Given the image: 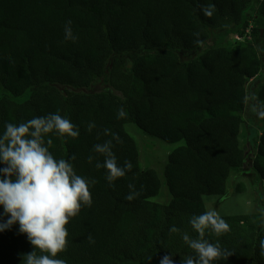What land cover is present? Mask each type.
Returning a JSON list of instances; mask_svg holds the SVG:
<instances>
[{
  "label": "trees",
  "instance_id": "trees-1",
  "mask_svg": "<svg viewBox=\"0 0 264 264\" xmlns=\"http://www.w3.org/2000/svg\"><path fill=\"white\" fill-rule=\"evenodd\" d=\"M251 9L256 37L264 0H0V132L5 123L48 114L70 119L79 137H53L50 151L57 159L75 155L77 174L95 181L92 204L70 219L66 250L57 258L66 264H161L167 256L184 264L192 255L181 238L184 232L195 235L188 220L207 211L205 196H224L231 174L247 162L240 129L247 83L264 68V35L259 48L245 41V33L235 48L212 46L187 62L178 51L198 49L215 30L241 27L243 34ZM67 21L75 41L65 40ZM108 65L110 91L57 87L88 89ZM253 97L262 123L253 166L264 182V81ZM90 123L96 125L91 132ZM128 123L166 142L185 141L169 155V204L151 201L161 179L156 170L142 168ZM108 140L118 164H132L111 186L106 170L97 169L96 160L88 163L89 155L103 162L92 149ZM129 185L139 193L132 201L126 199ZM220 216L229 231L206 238L231 255L214 264H264V214ZM172 227L179 232H170ZM32 250L18 225L0 233V264H21Z\"/></svg>",
  "mask_w": 264,
  "mask_h": 264
},
{
  "label": "clouds",
  "instance_id": "clouds-1",
  "mask_svg": "<svg viewBox=\"0 0 264 264\" xmlns=\"http://www.w3.org/2000/svg\"><path fill=\"white\" fill-rule=\"evenodd\" d=\"M64 37L76 39L71 21L64 26ZM260 115L264 117V112ZM118 116H126L123 108ZM95 127V123H90L88 131ZM3 129L0 132V233L18 225L19 234L26 236L33 250L22 255L21 264H66L64 259L57 258L66 250L69 235L66 226L82 206H91L89 187L95 181L77 174L72 163L75 155L57 159L50 146L53 137L61 142L79 137V128L60 114H48L19 124L5 123ZM113 139L119 142L118 136ZM112 147V140L93 146L92 151L103 156L102 163L96 156L88 157L89 164L96 160L95 167L106 170L105 178L110 186L132 168L128 161L123 166L118 164ZM129 189L126 199L132 201L139 193L133 185ZM188 224L195 235L182 233L184 244L192 250L184 264H214L231 255L221 249L218 241L213 243L206 238L211 235L219 238L229 231V224L215 209L191 216ZM170 232L177 233L179 229L172 227ZM88 242L95 243L91 236ZM260 247L264 250V241ZM161 264H174V261L166 256Z\"/></svg>",
  "mask_w": 264,
  "mask_h": 264
},
{
  "label": "rangeland",
  "instance_id": "rangeland-1",
  "mask_svg": "<svg viewBox=\"0 0 264 264\" xmlns=\"http://www.w3.org/2000/svg\"><path fill=\"white\" fill-rule=\"evenodd\" d=\"M256 1V0H255ZM255 10L251 9L246 14V20L251 19L255 14ZM255 22L250 21L246 27V32L241 34V27L239 30L230 28L225 31H212L211 39L204 43L201 47L194 51H178L181 59L185 62L197 59L204 51L210 47L228 46L235 48L237 43L242 41L238 38L241 35L246 36L245 41L253 43L257 48L261 44L264 35V22L258 26V33L256 37L252 34V28ZM239 39V40H238ZM244 41V40H243ZM145 49H141L139 53H145ZM262 63L264 64V57L261 55ZM132 62L127 58V67L131 68ZM110 65L106 68L105 74L97 79L93 85L88 89H72L70 87L58 85L57 87L65 92L67 90H74L77 92H101L110 91L112 88L106 81L109 74ZM264 81V68L259 75L250 79L247 83L248 103L246 111L243 115V124L240 129V144L244 149L247 162L246 164L235 170L229 180L227 192L224 196L209 195L204 197L207 207L215 209L220 215H234V214H264V182L261 180L259 174L253 166V160L257 153L258 138L262 131V123L258 114V107L253 97L254 89L259 83ZM120 95V93L116 92ZM0 89V95H2ZM27 95L21 98L24 101ZM126 130L136 140L139 152L140 162L142 168L154 169L159 174L161 179V189L158 195L151 198V201L160 204H169L172 200V193L169 188L168 179L166 176V167L169 163V155L178 147L185 144V141L175 143L166 142L161 138L155 137L146 133L135 123L126 124Z\"/></svg>",
  "mask_w": 264,
  "mask_h": 264
},
{
  "label": "built area",
  "instance_id": "built-area-1",
  "mask_svg": "<svg viewBox=\"0 0 264 264\" xmlns=\"http://www.w3.org/2000/svg\"><path fill=\"white\" fill-rule=\"evenodd\" d=\"M239 38V37H238Z\"/></svg>",
  "mask_w": 264,
  "mask_h": 264
}]
</instances>
